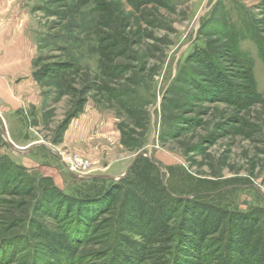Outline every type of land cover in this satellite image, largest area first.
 Wrapping results in <instances>:
<instances>
[{
    "label": "rangeland",
    "instance_id": "rangeland-1",
    "mask_svg": "<svg viewBox=\"0 0 264 264\" xmlns=\"http://www.w3.org/2000/svg\"><path fill=\"white\" fill-rule=\"evenodd\" d=\"M5 28L34 44L33 74L6 79L9 88L36 90L17 110L0 97V117L16 146L41 145L18 156L0 135V159L23 168L19 189L0 195V264H68L37 238L36 225L67 228L36 211L48 188L78 197L120 187L76 264H116L130 192L264 209V0H0ZM10 40L0 36V58ZM139 152L150 160L122 180L93 177L122 176ZM155 247L173 246L150 247L147 264H172Z\"/></svg>",
    "mask_w": 264,
    "mask_h": 264
},
{
    "label": "trees",
    "instance_id": "trees-1",
    "mask_svg": "<svg viewBox=\"0 0 264 264\" xmlns=\"http://www.w3.org/2000/svg\"><path fill=\"white\" fill-rule=\"evenodd\" d=\"M209 74L216 86L227 84L211 66ZM22 170L0 159V195L19 189ZM163 189L151 186L149 194L153 197L130 192L129 201L121 204L122 212L117 220L119 233L115 236L116 264H147L150 247L160 243L172 244L171 248H154L159 254L169 255L172 264H264V209L240 212L202 199L187 200L167 194L163 198L158 196L165 193ZM119 190L115 183L96 194L78 197L56 188L45 190L36 204V211L55 220L61 219L67 225L65 233L60 235L36 225L37 238L46 245L51 258L76 264L78 248L93 239L98 222L111 212L110 201ZM169 224L172 229L167 228ZM124 233L140 240H132ZM119 246L122 249L119 250Z\"/></svg>",
    "mask_w": 264,
    "mask_h": 264
},
{
    "label": "crops",
    "instance_id": "crops-1",
    "mask_svg": "<svg viewBox=\"0 0 264 264\" xmlns=\"http://www.w3.org/2000/svg\"><path fill=\"white\" fill-rule=\"evenodd\" d=\"M8 30L7 28L1 29L0 36L8 37L10 40L13 33ZM4 43H6V51L7 49H11V51L7 56L0 58V97L2 98V106L10 111L17 110L23 104L21 94L25 92L28 96H32L35 93L36 87L34 86V81L28 82V85L25 88L23 87V89L12 90V88H9L8 80H6L13 77L27 78L33 74L34 44L32 38L28 39L24 33L16 34L11 42L6 41ZM26 100L27 103L33 104L32 100H34V96L33 99L31 97V102L29 98H26ZM93 116H95L94 121L91 120ZM87 117L90 121L97 122L98 115L96 113H91ZM93 155L91 158L97 161L95 154Z\"/></svg>",
    "mask_w": 264,
    "mask_h": 264
},
{
    "label": "water",
    "instance_id": "water-1",
    "mask_svg": "<svg viewBox=\"0 0 264 264\" xmlns=\"http://www.w3.org/2000/svg\"><path fill=\"white\" fill-rule=\"evenodd\" d=\"M0 135L1 137L3 138L4 140V143L5 145L7 146V148L12 152V153H15L16 155L18 156H23V155H26L28 154L32 149L33 147L37 146V145H41V143L39 142H34V143H31L29 144L28 146L26 147H18L16 146L12 141L11 139L9 138L7 132H6V129H5V126L4 124L2 123V120H1V117H0ZM142 157H146L150 160V157L147 153L145 152H139L135 155V157L133 158L132 162L130 163V165L127 167L126 169V172L118 177V178H114L112 176H109V175H100V176H93V177H96V178H102V179H108V180H112V181H119V180H122L124 178V176L126 175V173L130 170V168L133 166V164L139 160L140 158ZM65 169L69 171V168L67 166H65ZM157 167V166H156ZM159 169V171L161 172V169L159 167H157ZM76 179H80L79 176L77 175H73ZM83 179H87V178H90V177H82Z\"/></svg>",
    "mask_w": 264,
    "mask_h": 264
},
{
    "label": "built area",
    "instance_id": "built-area-1",
    "mask_svg": "<svg viewBox=\"0 0 264 264\" xmlns=\"http://www.w3.org/2000/svg\"><path fill=\"white\" fill-rule=\"evenodd\" d=\"M78 162V161H77ZM80 163V162H79ZM73 169V168H72Z\"/></svg>",
    "mask_w": 264,
    "mask_h": 264
}]
</instances>
